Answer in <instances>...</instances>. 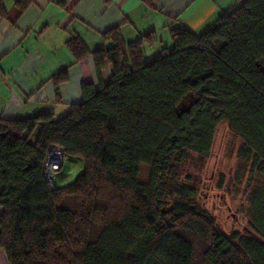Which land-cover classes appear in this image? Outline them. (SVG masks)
Segmentation results:
<instances>
[{"label":"trees","instance_id":"16d2710c","mask_svg":"<svg viewBox=\"0 0 264 264\" xmlns=\"http://www.w3.org/2000/svg\"><path fill=\"white\" fill-rule=\"evenodd\" d=\"M32 3L16 0V16ZM169 34L170 47L150 59L154 33L126 42L114 27L92 50L73 35L66 45L75 61L92 56L99 87L83 83L82 101L59 119L0 117L9 264H264V0H242L199 35L181 24ZM67 79V68L51 76L57 101ZM221 123L262 177L248 195V226L230 235L196 201L187 164L211 153ZM51 145L83 165L55 188L44 174Z\"/></svg>","mask_w":264,"mask_h":264},{"label":"crops","instance_id":"0c3cea01","mask_svg":"<svg viewBox=\"0 0 264 264\" xmlns=\"http://www.w3.org/2000/svg\"><path fill=\"white\" fill-rule=\"evenodd\" d=\"M15 2H0L8 16L0 14V117L50 113L59 119L82 101L83 83L100 85L91 55L75 61L66 45L71 36L78 35L92 50L106 43L104 32L119 27L126 42L154 33L144 52L162 44L161 37L169 48L170 26L181 24L199 35L242 0H33L18 17ZM65 68L68 79L59 85L57 101L51 76ZM111 75L106 63L102 82ZM0 264H9L1 250Z\"/></svg>","mask_w":264,"mask_h":264},{"label":"rangeland","instance_id":"374dc122","mask_svg":"<svg viewBox=\"0 0 264 264\" xmlns=\"http://www.w3.org/2000/svg\"><path fill=\"white\" fill-rule=\"evenodd\" d=\"M160 39H163L162 44L158 41L159 45L149 47L145 52L149 58L161 53L162 50L159 49L166 45V38ZM157 47L158 52L155 51ZM241 145V139L225 123H221L211 153L203 160L195 155L190 156L187 163L191 166L189 172L197 181L196 201L214 217L217 226L227 235L235 230L242 231L243 227L248 226V195L254 184L262 178L256 171L252 173L251 165L239 158ZM82 170L83 165L79 159L65 156L56 183H70Z\"/></svg>","mask_w":264,"mask_h":264},{"label":"built area","instance_id":"2783aa9c","mask_svg":"<svg viewBox=\"0 0 264 264\" xmlns=\"http://www.w3.org/2000/svg\"><path fill=\"white\" fill-rule=\"evenodd\" d=\"M64 162L63 149L56 145H51L45 161V177L51 188L56 187V176L58 175Z\"/></svg>","mask_w":264,"mask_h":264}]
</instances>
